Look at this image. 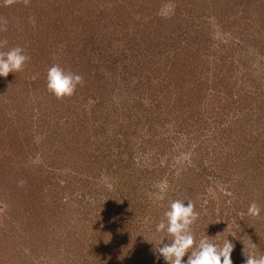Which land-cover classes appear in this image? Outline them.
Wrapping results in <instances>:
<instances>
[{
    "label": "rangeland",
    "instance_id": "obj_1",
    "mask_svg": "<svg viewBox=\"0 0 264 264\" xmlns=\"http://www.w3.org/2000/svg\"><path fill=\"white\" fill-rule=\"evenodd\" d=\"M0 29L31 58L0 77V264H165L176 199L197 243L264 253V0H0Z\"/></svg>",
    "mask_w": 264,
    "mask_h": 264
},
{
    "label": "clouds",
    "instance_id": "obj_2",
    "mask_svg": "<svg viewBox=\"0 0 264 264\" xmlns=\"http://www.w3.org/2000/svg\"><path fill=\"white\" fill-rule=\"evenodd\" d=\"M5 2L11 4L13 0H5ZM25 2L27 3V0ZM3 30L5 29H0V31ZM6 44V40H0V49H3ZM30 59L20 46L0 50V77L22 71ZM83 82L81 74L70 69L66 70L59 64L51 65L46 72V88L57 99L73 96L77 86H82ZM102 180L105 187L109 189L112 187L107 177H102ZM20 183L22 185L23 181ZM154 187L157 190L154 199L164 200L169 188L168 181L166 179L158 181ZM260 213V206L255 201L251 202L247 214L258 217ZM240 215L243 216L244 213ZM198 216L199 213L195 211V206L190 200L187 203L179 199L171 200L162 213V217L155 224L156 232L166 231L171 239L161 238L154 245L155 254H158V258L162 257L165 264H233L231 254L235 246L228 239L221 244L205 236L197 243L191 226ZM186 255L187 259H184ZM242 264H264V253L257 255L251 251L244 252Z\"/></svg>",
    "mask_w": 264,
    "mask_h": 264
}]
</instances>
